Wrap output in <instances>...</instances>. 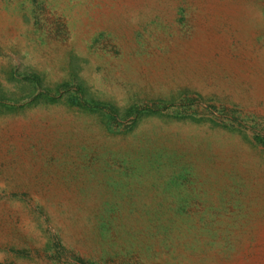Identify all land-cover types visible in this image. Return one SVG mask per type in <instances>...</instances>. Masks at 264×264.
I'll return each instance as SVG.
<instances>
[{
    "label": "rangeland",
    "instance_id": "obj_1",
    "mask_svg": "<svg viewBox=\"0 0 264 264\" xmlns=\"http://www.w3.org/2000/svg\"><path fill=\"white\" fill-rule=\"evenodd\" d=\"M263 248L264 0H0V264Z\"/></svg>",
    "mask_w": 264,
    "mask_h": 264
},
{
    "label": "bare ground",
    "instance_id": "obj_2",
    "mask_svg": "<svg viewBox=\"0 0 264 264\" xmlns=\"http://www.w3.org/2000/svg\"><path fill=\"white\" fill-rule=\"evenodd\" d=\"M203 38V37H202ZM219 38V37H218ZM209 40V39H208ZM222 41V40H221ZM205 42V41H204ZM193 43V42H192ZM202 43V42H201ZM207 43V42H206ZM205 44V43H204ZM195 51V50H194ZM197 52V51H196ZM206 52V51H205ZM201 53V52H200ZM19 124V123H18ZM15 125V124H14ZM15 127V126H14ZM18 130V129H17ZM11 131V130H10ZM23 131V130H22ZM14 139H16V137L14 138ZM23 146V145H22ZM20 147H21V145H20ZM23 149V148H22ZM21 149V150H22ZM263 250H264V248H263ZM261 253V252H260ZM264 254V253H263ZM263 254H261V255H263ZM258 258V257H257ZM241 259V258H240ZM259 259V261L258 262H255V264H264V258H258ZM249 261V260H248ZM251 261V260H250ZM240 262V261H239ZM237 263V262H236ZM252 263V262H251ZM251 263H249V264H251Z\"/></svg>",
    "mask_w": 264,
    "mask_h": 264
}]
</instances>
